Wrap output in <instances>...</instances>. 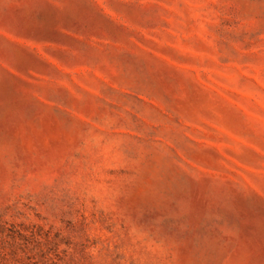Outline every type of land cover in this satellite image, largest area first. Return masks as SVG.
<instances>
[{
    "label": "rangeland",
    "instance_id": "374dc122",
    "mask_svg": "<svg viewBox=\"0 0 264 264\" xmlns=\"http://www.w3.org/2000/svg\"><path fill=\"white\" fill-rule=\"evenodd\" d=\"M0 264H264V0H0Z\"/></svg>",
    "mask_w": 264,
    "mask_h": 264
}]
</instances>
